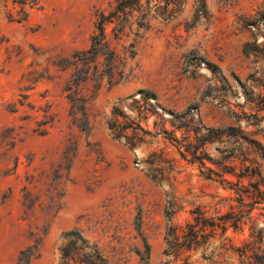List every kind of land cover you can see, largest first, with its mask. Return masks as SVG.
<instances>
[{
    "label": "rangeland",
    "instance_id": "rangeland-1",
    "mask_svg": "<svg viewBox=\"0 0 264 264\" xmlns=\"http://www.w3.org/2000/svg\"><path fill=\"white\" fill-rule=\"evenodd\" d=\"M110 1L40 0L18 22L7 17L0 0V134L9 128L16 134L12 148L0 143V264H15L34 233L43 232L40 256L32 264H57L61 234L74 227L98 240L112 264H144L137 254L143 251L135 229L139 220L150 246L147 264H250L254 248L264 250V160L247 143L227 148L206 144L196 151L194 128L240 125L244 135L264 141L256 126L226 114L228 101L243 116V97L212 73L221 70L229 79L234 73L243 80L252 71L251 59L242 52L251 39L244 20L264 10V0H206L208 16L194 25L189 0L177 18L154 20L139 43L132 74L89 100L88 133L81 130L82 118L76 124L70 115L71 102L63 90L67 75L55 71L51 62L89 45L95 11L108 8ZM195 63L200 65L195 68ZM38 75L42 77L35 81ZM141 88L150 92L148 110L138 109ZM114 107L122 124L134 120L148 131L136 132L141 139H134V148L109 134L106 119ZM244 111L250 112L248 107ZM42 120L48 122L40 124ZM172 124L194 127L174 129ZM69 149L75 155L55 211L49 180L41 174L51 173ZM153 152L170 167L162 183L144 170ZM24 186L30 200L38 196L30 210L22 203ZM168 194L175 202L172 222L180 226L195 207L209 216L236 217L226 221L224 230L217 229L205 248L167 255ZM258 230L260 244L254 243Z\"/></svg>",
    "mask_w": 264,
    "mask_h": 264
},
{
    "label": "trees",
    "instance_id": "trees-1",
    "mask_svg": "<svg viewBox=\"0 0 264 264\" xmlns=\"http://www.w3.org/2000/svg\"><path fill=\"white\" fill-rule=\"evenodd\" d=\"M7 17L18 22L28 18L30 12L40 6V0H2ZM189 0H112L108 8H97L95 11L94 31L90 37V43L83 49H76L68 55L59 56L52 60L51 65L60 74H66L67 78L63 87L68 100L71 102L70 115L75 121L81 119V130L90 132L89 100L103 87L111 88L126 80L136 66L138 46L145 33L151 28L153 21H171L180 16ZM193 2V25L197 24L201 18L208 16L206 0H192ZM244 26L250 32L251 39L243 43V54L251 59L253 64L252 71L242 80L239 76L231 73V79L223 74L221 70L217 74L212 72L215 77H220L233 94H240L243 97V116L239 115L235 109L231 108V103L225 111L227 115L236 118V121L245 119L247 125L257 127V132L261 133L264 139V10H258L254 15L248 16L244 20ZM200 64L195 63V68ZM218 69L215 64H212ZM195 72V70H192ZM218 75V76H217ZM42 75H38L34 80L37 81ZM236 88V89H234ZM141 93L142 103L138 109L148 110L151 108L149 102L150 92L146 89H138ZM154 96V94H151ZM26 95H23L25 97ZM137 102V101H136ZM22 104V102H21ZM248 107L249 113L244 111ZM175 116V113L172 112ZM122 115L118 107H114L110 116L106 119L109 134L118 140H124L130 148H134V139H141L137 131L142 135L148 134L139 122L131 120L130 124H122L119 116ZM42 120L40 124L47 123ZM77 124V123H76ZM174 129L185 127L189 130L193 124H172ZM194 127V126H193ZM136 130L132 135L128 130ZM204 129L205 133L201 134ZM241 126L237 128L227 126L225 128L206 126L199 124L194 128L196 151L198 147L206 144H221L225 148L230 144L241 145L247 143L248 147L264 160V141L250 138L242 133ZM229 130L235 133H229ZM13 128H9L8 133L0 134V143L11 148L16 143V134ZM42 131V130H41ZM168 133V130L164 131ZM172 132V131H171ZM174 135V134H172ZM175 137V136H173ZM188 137V136H186ZM227 138V139H225ZM172 139V137H170ZM175 139V138H174ZM191 144V142H189ZM234 148H231L233 150ZM75 150H66L62 162L57 165L52 172H42L49 180L52 190L51 202L60 208V197L63 195L62 183L68 179L69 170ZM196 155V152H195ZM165 160L161 155L153 152L145 161V173L152 180L162 183L165 179L166 171L169 166H165ZM17 164V162H16ZM250 168L249 166L247 167ZM255 169V168H251ZM33 180V176L31 177ZM32 180L30 182H32ZM40 181L41 177L34 179ZM24 195L22 203L27 209H31L38 200H30V192L26 186L23 188ZM166 203V226L164 231V241L167 246L165 253L168 255L181 249L205 248L207 241L212 237L217 229L224 230L225 223L229 218L236 217V214H221L219 216H209L200 207L190 210L191 219L180 226L172 222L176 212L175 202L171 195H167ZM29 201V203H28ZM140 218V217H139ZM137 218V219H139ZM239 219L233 220L237 225ZM135 229L141 237L143 251L137 250V254L144 264H147L150 257V246L146 238L142 235L141 222H135ZM45 232H43L44 234ZM254 243H261L262 230L254 232ZM43 234L34 233V240L24 249L20 250L15 264H32L40 256V249L43 241ZM253 261L250 264H264V250L260 245L253 250ZM57 264H112L109 254L105 247L98 240L86 234L80 227H74L61 234V243L58 247ZM182 264H188L184 262Z\"/></svg>",
    "mask_w": 264,
    "mask_h": 264
}]
</instances>
